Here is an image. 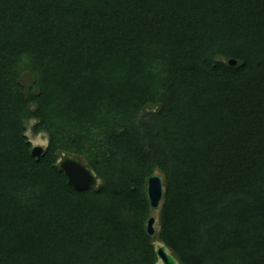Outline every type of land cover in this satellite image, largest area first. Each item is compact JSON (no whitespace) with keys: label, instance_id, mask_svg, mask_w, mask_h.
<instances>
[{"label":"trees","instance_id":"trees-1","mask_svg":"<svg viewBox=\"0 0 264 264\" xmlns=\"http://www.w3.org/2000/svg\"><path fill=\"white\" fill-rule=\"evenodd\" d=\"M156 242L264 264V0H0V264H160Z\"/></svg>","mask_w":264,"mask_h":264},{"label":"water","instance_id":"water-1","mask_svg":"<svg viewBox=\"0 0 264 264\" xmlns=\"http://www.w3.org/2000/svg\"><path fill=\"white\" fill-rule=\"evenodd\" d=\"M228 63L234 65L236 61L229 59ZM43 151V146L33 145L31 153L33 155H40ZM59 168L64 172L67 177V182L75 189L81 190L92 187L97 183L95 173L79 158L67 154L63 155L58 161ZM146 195L149 200L150 207L156 209L163 196L162 176L154 172L147 178ZM156 217L152 214L147 218L146 230L147 233L153 235L156 231L155 224ZM160 264H178L173 254L166 248L163 243H159L155 249Z\"/></svg>","mask_w":264,"mask_h":264},{"label":"rangeland","instance_id":"rangeland-1","mask_svg":"<svg viewBox=\"0 0 264 264\" xmlns=\"http://www.w3.org/2000/svg\"><path fill=\"white\" fill-rule=\"evenodd\" d=\"M32 77L30 74H24L22 76V81L24 82L25 85H28L31 83ZM33 124V120H30L29 122H27V132L26 134L29 137V140L32 142L33 145H41L43 146L46 142V135L43 133H33L31 131V126ZM157 173H159V171H155ZM152 214L157 218V210H153ZM155 228L157 227V220L154 224ZM159 242H156V244Z\"/></svg>","mask_w":264,"mask_h":264}]
</instances>
